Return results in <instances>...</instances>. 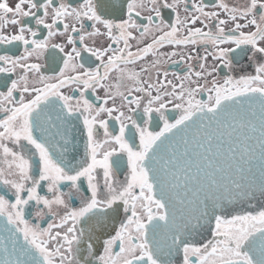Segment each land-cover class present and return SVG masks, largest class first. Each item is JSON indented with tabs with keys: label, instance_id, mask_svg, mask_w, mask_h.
Masks as SVG:
<instances>
[{
	"label": "snow or ice",
	"instance_id": "6c2138e0",
	"mask_svg": "<svg viewBox=\"0 0 264 264\" xmlns=\"http://www.w3.org/2000/svg\"><path fill=\"white\" fill-rule=\"evenodd\" d=\"M0 264H264V0H0Z\"/></svg>",
	"mask_w": 264,
	"mask_h": 264
}]
</instances>
